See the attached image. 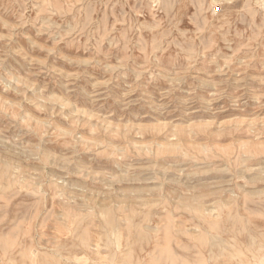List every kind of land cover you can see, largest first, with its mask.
<instances>
[{
	"label": "rangeland",
	"instance_id": "1",
	"mask_svg": "<svg viewBox=\"0 0 264 264\" xmlns=\"http://www.w3.org/2000/svg\"><path fill=\"white\" fill-rule=\"evenodd\" d=\"M264 264V0H0V264Z\"/></svg>",
	"mask_w": 264,
	"mask_h": 264
},
{
	"label": "bare ground",
	"instance_id": "2",
	"mask_svg": "<svg viewBox=\"0 0 264 264\" xmlns=\"http://www.w3.org/2000/svg\"><path fill=\"white\" fill-rule=\"evenodd\" d=\"M185 264V263H184Z\"/></svg>",
	"mask_w": 264,
	"mask_h": 264
}]
</instances>
